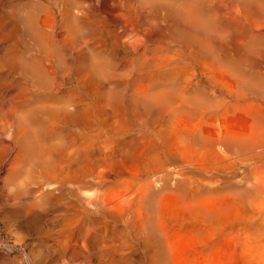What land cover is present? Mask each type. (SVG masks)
<instances>
[{
    "label": "rangeland",
    "instance_id": "rangeland-1",
    "mask_svg": "<svg viewBox=\"0 0 264 264\" xmlns=\"http://www.w3.org/2000/svg\"><path fill=\"white\" fill-rule=\"evenodd\" d=\"M39 33L54 68L44 84L49 90L43 87L51 94L44 91L40 100L62 107L64 116L57 125L61 131L55 127L47 137L56 142L77 135L70 122L72 97L77 89L76 95H89L94 158L109 177L118 173L120 182L115 192L100 184L76 187L72 194L66 187L63 195L54 189L45 201L41 189L25 183L21 189L28 193L21 203L29 198L31 205L11 206V186L3 183L5 161L0 166L5 187H0V264H103L105 259L108 264L112 256L113 263L122 264H232L230 258L240 257L239 244H249L245 229L264 225V0H0V52H6L0 56V75L15 73L0 78V98L23 106L29 102L32 81L20 62L36 50ZM76 59L79 70L90 62L88 91L83 84L76 90L71 86ZM154 151L168 176L138 187L132 173ZM88 192L94 206L83 197ZM68 197L79 210L85 206L91 218L66 225ZM31 206L40 215L28 212ZM87 229L86 246L81 241Z\"/></svg>",
    "mask_w": 264,
    "mask_h": 264
},
{
    "label": "bare ground",
    "instance_id": "bare-ground-1",
    "mask_svg": "<svg viewBox=\"0 0 264 264\" xmlns=\"http://www.w3.org/2000/svg\"><path fill=\"white\" fill-rule=\"evenodd\" d=\"M63 1V0H62ZM90 6V5H89ZM88 7V6H87ZM183 7V6H182ZM68 9V8H67ZM183 9V8H182ZM187 9V8H186ZM8 10V9H7ZM185 10V9H184ZM29 11V10H28ZM186 10L183 12L185 13ZM82 13V12H81ZM38 15V14H37ZM37 18V17H36ZM30 19V18H28ZM202 19V18H201ZM39 20V19H38ZM41 22V21H40ZM24 23V22H23ZM21 23V24H23ZM32 23V22H31ZM30 23V24H31ZM61 24V23H60ZM17 25V24H16ZM33 25V24H32ZM34 26V25H33ZM46 26V25H45ZM60 26V25H59ZM62 26V24H61ZM18 27V26H17ZM25 26L23 25V28ZM28 27V26H27ZM25 27V28H27ZM50 27V26H49ZM63 27V26H62ZM65 27V26H64ZM22 28V29H23ZM50 29V28H49ZM53 29V27H52ZM57 29V28H56ZM61 29V28H60ZM89 29V28H88ZM25 30V29H24ZM34 30L35 27H34ZM63 30V29H62ZM13 31V30H12ZM23 31V30H21ZM58 31V30H57ZM61 31V30H60ZM88 31V30H87ZM4 32V31H3ZM64 32V31H63ZM28 30L26 31L27 35ZM56 33V31H55ZM22 34V32H21ZM57 34V33H56ZM62 34V33H61ZM60 34V35H61ZM64 34V33H63ZM67 34V33H66ZM1 35V34H0ZM7 35V33H6ZM28 35H30L28 33ZM58 35V36H60ZM69 35V34H68ZM91 35V34H90ZM90 35L87 37H90ZM57 36V37H58ZM79 36V35H78ZM1 37V36H0ZM9 37V34L6 38ZM23 37V36H22ZM21 37V38H22ZM28 37V36H27ZM33 37V36H32ZM63 37V36H62ZM5 38V39H6ZM24 38V37H23ZM70 38L69 36H67V39ZM12 39V38H11ZM19 39V37H18ZM66 39V36L65 38ZM86 39V38H85ZM91 39V37H90ZM1 40V39H0ZM10 40V39H9ZM16 40V38H13V41ZM21 40V39H19ZM58 40V39H56ZM60 40V39H59ZM58 40V41H59ZM63 40V39H62ZM13 41L11 43H13ZM37 48L34 52L32 53H28L29 55L25 58V60L23 62H20L22 64V66L24 67V70H26L25 74L27 73V77L32 81L33 85H31L29 83V87H31L30 92H32L31 96L28 98L29 102L26 104V106L24 107L23 105L19 104L20 102L17 101V99L11 98L10 96V100L7 98L6 96V100H4L3 96L2 98H0V166H2V164L7 161L8 166L7 167V171L5 176L3 177V183L10 185L11 186V191L9 193V196L12 200V204L11 206H22L23 203H27L26 201H22L21 200H26L27 198V193L28 191L26 189H21L22 185H24L26 183L27 187H29L28 189H31L33 191L35 190V186L39 190L41 193V198L45 197V200H48V198L46 197H50V195L54 194V189L57 190V192L59 191L61 194L63 195L62 192H65L64 190L66 189V187L69 189V191L72 193H74V190H77L76 187H80V188H91L93 185H97L100 184L102 187V185L105 187V190L107 191H112L115 192V189H117L118 187V183L120 182V176L118 178V173H116L114 176L109 177L107 174V170L105 168H102L100 166L99 163H97L95 160L96 157L94 158L95 154L98 155V152L93 154V133H92V119L91 118V101L89 98V95L86 96H81V95H76V92H80L77 91L78 86H81L82 84L86 87V90L89 88V86H91L90 88L92 89V85H90L91 83H93V81L91 82V76H92V68L89 65V63H85V65L81 68V70L78 69V61L75 64H72V76L71 79L73 82V85H71L74 89L76 90L73 97H72V104L73 108L72 110V114H73V118L72 121L74 125H76V131H77V135H73L70 136L69 134V138L67 140H60V141H50L49 138L47 137L48 134H46L49 130H54L53 128L57 127L58 125V121L62 120L63 113H62V107L60 106H56L50 102L47 101H41V96L40 94H44L43 92L46 91V89H48L47 87H44V84L46 82V77L48 74H50L51 72H53V69L51 67V63L53 66V57L50 55V53H47L43 50V43H44V38L42 34H38L37 37ZM57 41V42H58ZM77 41V40H76ZM81 41V40H80ZM85 41V40H84ZM21 42V41H20ZM73 42V41H72ZM91 42V41H90ZM28 43V42H27ZM32 43V42H29ZM76 43V42H75ZM78 43V41H77ZM81 43V42H80ZM87 42H84V45ZM17 44V43H16ZM22 44V43H21ZM79 44V43H78ZM88 44V43H87ZM86 44V45H87ZM10 45V44H9ZM7 44V46H9ZM62 45V44H61ZM11 46V45H10ZM9 46V47H10ZM29 46V45H28ZM35 46V47H36ZM64 46V45H63ZM67 46V44H66ZM80 46V45H79ZM83 46V43H82ZM81 46V49H82ZM31 47V44H30ZM33 47V48H35ZM75 47V46H74ZM85 47V46H83ZM18 48V47H17ZM29 48V47H28ZM27 48V49H28ZM59 48V47H58ZM77 48V47H76ZM79 48V47H78ZM63 49V48H62ZM67 49V48H66ZM80 49V50H81ZM2 50V49H1ZM5 50H6V46H5ZM4 50V51H5ZM68 50V49H67ZM73 50V49H72ZM75 50V49H74ZM78 50V49H77ZM2 51V52H4ZM25 52L27 51L26 48L24 50ZM71 51V50H70ZM79 51V50H78ZM77 51V53H78ZM61 52V51H59ZM67 52V51H65ZM1 53V52H0ZM7 53H9V50L7 48ZM23 53V52H22ZM71 53V52H70ZM75 52V54H77ZM81 53V52H79ZM2 54H6L5 53H1L0 56H2ZM73 54V53H72ZM14 55V54H13ZM20 55V54H19ZM81 55V54H80ZM79 55V56H80ZM77 56V55H76ZM77 56V57H79ZM6 57V56H5ZM4 57V59H5ZM22 57V56H21ZM74 57V56H73ZM8 58V57H7ZM55 58V57H54ZM81 58V56L79 57ZM90 58V57H89ZM2 59V57H1ZM0 59V60H1ZM10 58H8L9 60ZM14 58H12L13 60ZM2 61V60H1ZM0 61V62H1ZM4 61V60H3ZM69 61H71V63L73 62V59H70ZM6 62V60H5ZM63 62V61H62ZM68 62V61H67ZM83 62V61H82ZM2 63V62H1ZM0 63V64H1ZM8 63V62H6ZM3 63V64H6ZM18 63V62H16ZM11 63H9V65H7L8 67L10 66ZM20 64V65H21ZM2 65V64H1ZM19 65V64H18ZM6 66V65H5ZM12 66V65H11ZM7 67V69H8ZM2 68V67H1ZM57 68V67H56ZM4 69V67L2 68ZM10 69V67H9ZM21 69V68H20ZM23 69V68H22ZM70 69V68H68ZM1 70V69H0ZM6 70V69H4ZM14 70V69H12ZM12 70H10L12 72ZM65 70V69H64ZM9 71V72H10ZM17 71V70H16ZM21 70H19L20 72ZM58 71V70H57ZM8 72V71H7ZM8 72V73H9ZM10 72V73H11ZM18 72V75H19ZM61 72V71H60ZM63 72V69H62ZM61 72V73H62ZM1 73V72H0ZM3 73H6L3 71ZM13 74H15L14 72H12ZM8 74L9 76L12 75ZM7 74V73H6ZM5 74V76H7ZM64 74V73H63ZM23 75V74H22ZM20 73V75L18 76L20 78L23 77ZM51 75V74H50ZM61 75V74H59ZM68 75V72H66L65 76ZM2 76H4L2 74ZM0 75V78L2 77ZM4 76V77H5ZM7 76V77H9ZM15 76V75H13ZM57 76V74H56ZM3 77V78H4ZM12 77V76H11ZM11 77L9 79H11ZM64 77V75H63ZM68 77V76H67ZM17 78V76H16ZM18 78V79H19ZM59 78V76H58ZM58 78H56L57 82ZM8 78H6L7 80ZM24 79V78H23ZM27 79V78H26ZM66 79V78H65ZM64 79V80H65ZM69 79V77H68ZM4 80V79H3ZM21 80V79H20ZM48 80V78H47ZM52 80V79H51ZM59 80H62L61 77ZM0 81H2V79H0ZM19 81V80H18ZM50 81V80H49ZM55 81V83L57 84V82ZM69 84L71 80H68ZM8 82H10L8 80ZM13 82V80L11 81ZM2 83V82H1ZM4 83V82H3ZM14 83V82H13ZM17 83V82H16ZM15 83V84H16ZM20 83V82H18ZM6 84V82L4 83ZM9 84V83H8ZM11 84V83H10ZM25 84V83H24ZM22 84V85H24ZM3 85V84H2ZM14 85V84H13ZM50 84L47 83L46 86H49ZM19 84L16 85L17 88H20ZM57 86V85H56ZM62 86H63V82H62ZM69 86V85H68ZM95 86V85H94ZM1 87V86H0ZM16 87H12L13 89H15ZM46 88L44 90V88ZM61 87V86H59ZM58 87V88H59ZM66 87V86H64ZM5 88V87H4ZM69 88H71L69 86ZM68 88V89H69ZM82 88V87H81ZM12 89V90H13ZM24 89V88H23ZM52 89V88H51ZM56 89V87H54L53 91ZM64 88L62 87V90ZM66 89V88H65ZM64 89L65 92L66 90ZM84 89V88H83ZM3 90V89H2ZM17 91V89H15ZM15 90H13L14 92H16ZM49 90V89H48ZM47 90V91H48ZM60 90V89H59ZM72 90V91H73ZM11 91V90H10ZM29 91V90H27ZM46 91V92H47ZM52 91V90H51ZM88 91V90H87ZM86 91V93H87ZM3 92V91H2ZM12 92V93H14ZM24 91L21 90L20 93H23ZM50 94L51 92L48 91ZM47 92V93H48ZM6 93V92H5ZM8 93V92H7ZM11 93V92H10ZM27 93V92H26ZM45 93V94H47ZM55 93V92H54ZM71 93V91H70ZM69 93V94H70ZM73 93V92H72ZM83 93V92H82ZM81 93V94H82ZM90 93V92H89ZM44 94V95H45ZM3 95V94H1ZM6 95V94H5ZM12 95V94H11ZM28 95V94H27ZM30 95V94H29ZM28 95V96H29ZM61 95V94H60ZM58 94V96H60ZM92 95V94H91ZM15 96V94H14ZM24 97V95H22ZM26 96V98L28 97ZM65 96H66V92H65ZM93 96V95H92ZM91 96V97H92ZM19 97V95H18ZM48 97V96H47ZM54 97H56V95H54ZM21 98V97H20ZM46 99V97H43ZM50 98V97H48ZM47 98V100H48ZM59 98V97H58ZM4 100V101H3ZM25 100V99H24ZM27 100V99H26ZM51 101V99H49ZM48 100V101H49ZM57 100V99H56ZM59 100V99H58ZM6 101V102H5ZM24 103V101H23ZM26 103V101H25ZM24 103V104H25ZM81 105V106H80ZM23 109H21L20 112H18L17 110L20 109L21 107ZM19 107V108H18ZM81 107V108H80ZM67 115V114H66ZM68 119V118H67ZM65 121V120H63ZM62 121V122H63ZM65 124V122H64ZM71 124V123H70ZM61 125V123H60ZM63 125V123H62ZM63 127V126H62ZM68 127V126H66ZM65 127V128H66ZM75 127V126H74ZM94 127V126H93ZM58 129H60V127H57ZM57 128L55 130H57ZM68 129V128H67ZM94 129V128H93ZM61 131V129H60ZM64 132V131H63ZM55 133V131H54ZM57 133V132H56ZM51 134V133H50ZM75 134V133H73ZM65 135V134H64ZM67 137V136H66ZM96 138V137H95ZM95 144V143H94ZM97 145V146H96ZM95 146L99 148V145L96 144ZM105 145V144H104ZM97 148V149H98ZM165 149V148H164ZM14 151V152H13ZM96 150H94L95 152ZM98 151V150H97ZM102 152V149L100 150ZM116 151V150H115ZM113 152V151H112ZM122 152V151H121ZM100 153V152H99ZM12 154V155H11ZM150 158H146L147 160H143L140 162H137V165H139V169L138 172H134L132 173V177H134V179H136L138 181V187H141L142 185L145 184H149L151 185L152 182H154V180L157 179H164L166 176H168V172L166 171L167 169V165L164 164H160L158 162V157H155L157 154L154 151L152 154L150 153ZM100 157V156H99ZM8 159V160H7ZM107 160V159H106ZM131 160V159H130ZM108 161V160H107ZM6 163V162H5ZM110 164V163H108ZM105 166V164H104ZM110 166V165H108ZM3 167V166H2ZM107 167V164H106ZM171 167V166H168ZM112 169L109 168V170ZM170 170V168H169ZM2 172V171H1ZM116 172V171H115ZM114 172V173H115ZM26 175L25 180L22 179V176ZM1 179V178H0ZM31 182H33V184L35 185H31ZM162 182V181H161ZM156 183V182H155ZM158 183V182H157ZM46 184H51L49 187H45ZM161 184V183H160ZM172 184V183H171ZM44 185V186H43ZM148 185V186H149ZM156 185V184H155ZM1 183H0V187H1ZM6 186V185H4ZM75 186L76 189H73L72 187ZM39 187V188H38ZM97 187V186H96ZM134 187V186H133ZM5 187H3L4 189ZM9 188V187H8ZM7 188V191H9L10 189ZM99 188V187H97ZM2 189V187H1ZM0 189V190H1ZM2 189V191H3ZM101 188H99L100 190ZM147 189V188H146ZM91 190V189H90ZM98 190V191H99ZM5 191V190H4ZM30 191V190H29ZM68 191V190H67ZM85 191V190H84ZM83 191V192H84ZM87 191V189H86ZM97 191V192H98ZM79 192V191H78ZM102 192V189H101ZM8 193V192H7ZM6 193V194H7ZM85 193V192H84ZM89 193V192H88ZM108 193V192H107ZM30 194V193H29ZM32 194V193H31ZM38 194V193H36ZM69 194V193H68ZM102 194V193H101ZM4 195V193H3ZM32 195H35L32 194ZM97 195V194H96ZM6 196V197H7ZM29 196V195H28ZM31 196V195H30ZM57 196V194H56ZM55 196V199H57V197ZM72 196V195H71ZM103 196V195H102ZM100 196V198L102 197ZM135 196V195H134ZM35 197V196H34ZM39 197V196H38ZM66 197V194L65 196ZM80 197V194H79ZM83 197L85 198L87 203L92 202V197L91 193L89 194H83ZM31 198V197H30ZM37 198V197H36ZM40 200H43L41 199ZM63 198V196H62ZM69 199H71L70 197H68ZM74 198V197H73ZM77 198V197H76ZM98 197V200L101 201ZM7 201L9 200V198H6ZM38 199V198H37ZM65 200V198H63ZM66 199V200H69ZM81 199V198H80ZM10 200V201H11ZM33 200L28 198V203ZM58 200V199H57ZM62 200V199H61ZM83 201V199H81ZM61 202V201H60ZM58 202V204L60 203ZM25 204L26 206L31 205L29 204ZM62 204L64 203V205L68 204L70 212L68 211V214L66 213V217H65V221L64 223L67 224H72L78 220L77 218L81 217L84 219H88L91 218L90 217V213L89 210L84 206L82 208H80L81 210L78 209V205L76 202H74L72 199L69 200L66 204L65 202H61ZM83 204V202H81ZM94 202H92L93 204ZM49 205V203H47ZM45 203V205H47ZM61 204V205H62ZM85 204V202H84ZM102 204V203H100ZM44 205V204H43ZM193 206V204H191ZM56 207H58L57 205H55ZM94 206V204H93ZM195 206H198L197 204H195ZM193 206V207H195ZM32 208H28V212L31 211V209H34L36 214L38 213V210L36 208H34L33 206H31ZM44 207V206H43ZM42 207V208H43ZM50 207V206H49ZM89 207V206H88ZM199 207V206H198ZM18 208V207H17ZM41 208V209H42ZM46 210V207H44ZM52 208V207H51ZM65 208V206H64ZM68 208V207H67ZM196 208V207H195ZM201 208V207H200ZM20 209V208H19ZM63 209V208H62ZM37 210V211H36ZM55 210V209H54ZM208 210V209H207ZM22 211V210H21ZM48 211V210H47ZM58 211V210H57ZM55 211V213L57 212ZM60 211V209H59ZM94 211V210H93ZM199 211V210H198ZM203 211V210H202ZM24 212V211H23ZM50 212V211H49ZM52 212V211H51ZM67 212V211H66ZM208 212V211H207ZM210 212V210H209ZM32 214V212H30ZM42 213V212H41ZM59 213V212H57ZM200 213L203 214V212L200 211ZM211 213V212H210ZM35 214V215H36ZM45 213H43L42 215H44ZM62 214V213H61ZM60 214V215H61ZM65 214V212H64ZM62 214V215H64ZM206 214V212H205ZM208 214V213H207ZM206 214V216H207ZM23 215V214H22ZM27 215H30L29 213ZM27 218H30L29 216H27ZM40 215V213L37 214V216ZM56 215V214H55ZM33 216V215H32ZM36 216V218H38ZM50 216V215H49ZM65 216V215H64ZM63 216V217H64ZM198 216V215H197ZM24 217V216H23ZM22 217V218H23ZM25 217V218H26ZM41 218V216H39ZM44 217V216H43ZM58 217V214H57ZM92 217H94L92 215ZM201 217V216H200ZM9 218V217H8ZM33 218V217H31ZM125 218V217H124ZM15 219V218H14ZM19 219V218H18ZM17 219V220H18ZM21 219V217H20ZM35 219V216L34 218ZM39 219V218H38ZM37 219V220H38ZM43 219V218H42ZM40 219V220H42ZM55 219V218H54ZM61 219V218H60ZM12 220V219H11ZM31 220V219H30ZM39 220V221H40ZM93 220V219H92ZM14 221V220H13ZM23 221V220H22ZM35 221V220H34ZM42 222V221H41ZM19 223V222H17ZM24 223V222H22ZM35 223H38L37 221H35ZM40 223V222H39ZM60 223V222H59ZM62 223V222H61ZM94 223V222H93ZM81 224V223H80ZM95 224V223H94ZM93 224V225H94ZM37 225V224H36ZM69 225V227H71ZM178 226V225H177ZM182 226V225H181ZM190 226V225H189ZM68 227V226H67ZM217 227V226H215ZM189 228V227H188ZM64 229V228H63ZM195 229V227H194ZM213 229V227H212ZM215 229V228H214ZM213 229V230H214ZM232 229V228H231ZM62 230V229H61ZM235 230V228H234ZM242 230V229H241ZM63 232V231H62ZM66 232V231H65ZM71 232V231H68ZM76 232V231H75ZM81 232V231H80ZM67 233V232H66ZM218 233V232H217ZM46 234V233H45ZM65 234V233H64ZM62 233V235L65 237ZM70 234V233H69ZM67 233V235H69ZM76 234V233H74ZM74 234H73V238H74ZM80 234V233H79ZM78 234V235H79ZM83 234V240L81 241L82 244L84 243V241H86L87 239L90 240L91 236H90V229H87L86 231H82ZM59 235V234H58ZM77 235V234H76ZM81 235V234H80ZM93 236V235H92ZM95 236V235H94ZM72 237V236H71ZM80 237V236H79ZM238 237V236H237ZM70 238V237H69ZM81 238V237H80ZM96 238V237H95ZM118 238V237H117ZM67 239V237L65 238V240ZM76 239V237H75ZM95 240V239H94ZM236 240V239H235ZM234 240V241H235ZM241 242L242 238L239 239L237 238V241ZM244 240H248L249 244L247 245L246 242L242 245L239 244V248L235 247L236 245H234L235 248H238L240 251V253H238L240 255V257L234 256V258H229L233 260H231L232 264H264V225H256L251 227L250 229H245V234H244ZM242 240V241H244ZM74 241V239H73ZM93 241V240H92ZM64 242V241H63ZM63 242L61 243L63 245ZM68 242V239H67ZM77 242V241H76ZM80 242V240H79ZM77 242V243H79ZM236 242V241H235ZM65 243V242H64ZM87 243V242H86ZM84 243V244H86ZM208 243V242H207ZM248 243V242H247ZM67 244V243H66ZM69 244V243H68ZM82 244L81 247H82ZM112 244V243H111ZM117 244V243H116ZM237 244V243H234ZM74 245V244H73ZM88 244H86L87 246ZM121 245V244H120ZM245 245V246H244ZM70 246V245H69ZM72 246V245H71ZM107 246V245H106ZM105 246V251L109 249H107ZM125 246V245H124ZM152 246V245H151ZM238 246V244H237ZM68 247V246H67ZM77 248V245L75 246ZM90 247V246H88ZM108 247V246H107ZM123 247V246H122ZM127 247V246H125ZM149 247V246H148ZM79 248V247H78ZM129 248V247H128ZM234 248V249H235ZM80 249V248H79ZM78 249V250H79ZM82 249V248H81ZM80 249V250H81ZM84 249V248H83ZM126 249V248H125ZM133 249V248H132ZM68 250V248L66 249ZM73 250V249H72ZM77 250V252H78ZM114 250V249H113ZM149 250V248H148ZM60 251V250H59ZM87 251V249H86ZM110 251H111V247H110ZM109 251V252H110ZM117 251V250H116ZM123 251V250H122ZM237 251V249H236ZM235 251V252H236ZM64 252V251H63ZM80 252V251H79ZM104 252V251H103ZM125 252V251H124ZM123 252V253H124ZM74 253V252H73ZM72 253V254H73ZM76 253V252H75ZM105 253V252H104ZM234 253V252H233ZM232 253V254H233ZM93 254V253H92ZM103 254V253H102ZM129 254V253H128ZM109 255V254H108ZM190 255V254H189ZM107 256V255H106ZM233 256V255H232ZM118 257V256H116ZM124 257V256H121ZM133 257V256H132ZM154 257V256H153ZM152 257V258H153ZM111 258V256H110ZM112 258L114 259V257L112 256ZM120 258V257H119ZM89 259V258H88ZM102 262L104 261V257H102ZM113 259L112 262L113 263ZM121 259V258H120ZM131 259V258H130ZM133 259V258H132ZM227 259V258H226ZM225 259V260H226ZM107 259H105L106 261ZM115 260V259H114ZM125 260V258H124ZM129 260V259H128ZM128 260L126 262H128ZM153 260V259H152ZM104 261V262H105ZM228 261V260H227ZM103 264H107L104 263ZM108 262V261H107ZM117 264H122L124 263L121 262L119 260H116L114 263ZM125 262V263H126ZM224 262V261H223ZM30 263V262H29ZM108 263V264H111ZM113 263V264H114ZM130 264V262H128ZM135 263V262H134ZM217 263V262H216ZM219 263V262H218ZM217 263V264H218ZM127 264V263H126ZM131 264H133V262H131ZM221 264V261H220ZM230 264V262H229Z\"/></svg>",
    "mask_w": 264,
    "mask_h": 264
}]
</instances>
